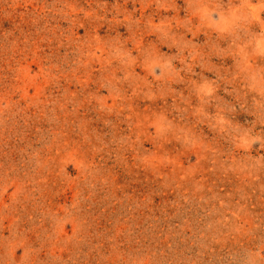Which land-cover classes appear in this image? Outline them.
I'll return each mask as SVG.
<instances>
[{"label": "rangeland", "instance_id": "374dc122", "mask_svg": "<svg viewBox=\"0 0 264 264\" xmlns=\"http://www.w3.org/2000/svg\"><path fill=\"white\" fill-rule=\"evenodd\" d=\"M0 264H264V0H0Z\"/></svg>", "mask_w": 264, "mask_h": 264}]
</instances>
